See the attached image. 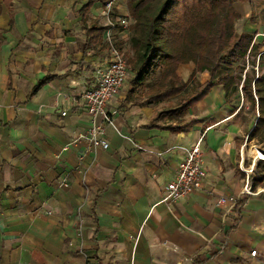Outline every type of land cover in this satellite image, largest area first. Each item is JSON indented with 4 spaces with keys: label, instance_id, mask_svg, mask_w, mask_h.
<instances>
[{
    "label": "crops",
    "instance_id": "crops-1",
    "mask_svg": "<svg viewBox=\"0 0 264 264\" xmlns=\"http://www.w3.org/2000/svg\"><path fill=\"white\" fill-rule=\"evenodd\" d=\"M254 1L234 4L238 33L262 32ZM90 2L85 25L104 28L95 47L80 15ZM110 3L112 18L130 15L128 0H0V264H264L258 160L249 175L256 193L228 217L229 205L218 204L222 196L241 197L248 182L241 148L257 117L241 81L232 78L194 109L155 121L207 73L195 62L180 65L187 90L143 105L161 75L135 85V70L109 102L108 122L85 109L82 92L97 85L96 70L111 57L103 14ZM130 35L116 37L126 57ZM98 125L108 149L78 140ZM200 140L202 188L163 203L186 150ZM252 150L245 168L256 158Z\"/></svg>",
    "mask_w": 264,
    "mask_h": 264
},
{
    "label": "trees",
    "instance_id": "trees-1",
    "mask_svg": "<svg viewBox=\"0 0 264 264\" xmlns=\"http://www.w3.org/2000/svg\"><path fill=\"white\" fill-rule=\"evenodd\" d=\"M248 0H128V10L134 23L130 29V44L134 54L136 85L160 71V79L152 96L143 105L170 99L187 90L188 84L178 76L180 65L195 62L197 72H206L207 80L181 99L179 105L169 112L159 113L155 121L164 115L174 116L194 109L209 92L218 85L228 83L232 77L226 71L248 56L251 70L247 71L243 90L247 92L255 113L259 117L249 134V140L264 143V74L258 75L256 59L264 44L254 43L256 34L238 33L236 23L241 15L235 10V3ZM88 3L80 10L87 38L91 45L98 46L104 28L92 23L85 25ZM253 58V59H252ZM263 55L260 58V66ZM252 59V60H251ZM186 126L175 127L181 130ZM263 172L264 163L257 165ZM264 184V176L258 180ZM243 204L241 201L236 208Z\"/></svg>",
    "mask_w": 264,
    "mask_h": 264
},
{
    "label": "built area",
    "instance_id": "built-area-1",
    "mask_svg": "<svg viewBox=\"0 0 264 264\" xmlns=\"http://www.w3.org/2000/svg\"><path fill=\"white\" fill-rule=\"evenodd\" d=\"M113 3L107 5V8L103 12L104 16L107 17L108 23L106 26V36L105 40L110 48V61L107 67H101L96 70L97 74V85L90 90H84L82 92V98L84 102V107L88 114L92 117H100L109 121L108 118V105L109 102L119 93L120 89L123 87L125 82L130 76L129 59L125 56L124 52L118 47L116 43V37L119 33H130V29L134 23V19L129 16H114L112 18L111 7ZM261 33V32H260ZM257 33L254 38V43L257 37L261 36ZM264 51L260 52L256 59V71L258 75L260 67V58ZM246 61L249 64L250 58L247 56ZM249 70V65L244 71V78L240 82L239 90L241 94L243 93V82L246 77V73ZM67 112H63L62 116H66ZM256 117H259L258 112ZM106 137V130L104 126L98 125L94 126L90 131L80 134L78 140L81 142L89 143L90 147H101L103 149H108L109 144ZM249 136L241 148V160L240 169L246 173L247 185L241 195V197H225L222 196L218 200L220 206L229 205V209L226 211L225 215L228 217L229 214L234 211L242 198L254 195V192L249 186V175L253 173L255 162L258 160L259 163H264V150L253 146L256 153V158L253 160V164L250 168H245L244 158L246 156L247 150L250 148ZM202 140H200L192 149L186 150V156L183 162L180 164L179 172L177 178L166 185L165 195L162 200L163 203L172 204L194 194L196 191L200 190L204 184V180L207 176V170L204 166L203 161V150L201 146ZM140 150L147 151V149L140 147ZM66 182L61 184V187H66ZM256 251L251 253L252 256H257ZM25 264V263H20Z\"/></svg>",
    "mask_w": 264,
    "mask_h": 264
},
{
    "label": "rangeland",
    "instance_id": "rangeland-1",
    "mask_svg": "<svg viewBox=\"0 0 264 264\" xmlns=\"http://www.w3.org/2000/svg\"><path fill=\"white\" fill-rule=\"evenodd\" d=\"M253 4L255 5L253 7L254 12L257 15L258 21L260 22V25L259 26H260V30L262 31L261 33H263L264 32V0H257V2L254 1ZM127 57H128V59H130L129 60L130 71L133 73V72H135V62H134V59H133L134 54L133 53H128V56ZM262 60L264 61V58H262ZM248 65H249V70H251L252 69V66H251L250 62L248 64L246 60H243L242 62H239V64L235 65L231 70L226 71L227 74H229L232 78H234L233 83L236 82L235 80H239V81H242L243 80V78H244V71L247 69V66ZM263 68H264V65H262V67L261 66L259 67L260 73L262 72ZM204 78L205 77H202L200 81H203ZM200 81L198 80L197 83L199 84ZM192 86L194 87V85H192ZM243 93H245L244 95H246V96L248 94L244 90H243ZM173 102L179 103V99H177V101H174L173 100ZM248 103H249V106H250V108L252 110L253 107H252L251 103L250 102H248ZM250 143H251L250 145L252 147L253 146H257V148H259L261 150H264V143H260L257 140H252V141H250ZM252 151H254V149ZM253 156H256V153L255 152H254Z\"/></svg>",
    "mask_w": 264,
    "mask_h": 264
}]
</instances>
